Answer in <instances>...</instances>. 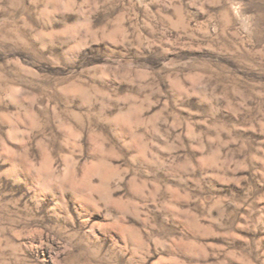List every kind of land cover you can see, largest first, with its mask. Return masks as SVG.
I'll return each mask as SVG.
<instances>
[{"label": "rangeland", "instance_id": "obj_1", "mask_svg": "<svg viewBox=\"0 0 264 264\" xmlns=\"http://www.w3.org/2000/svg\"><path fill=\"white\" fill-rule=\"evenodd\" d=\"M0 264H264V0H0Z\"/></svg>", "mask_w": 264, "mask_h": 264}]
</instances>
